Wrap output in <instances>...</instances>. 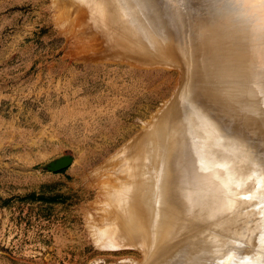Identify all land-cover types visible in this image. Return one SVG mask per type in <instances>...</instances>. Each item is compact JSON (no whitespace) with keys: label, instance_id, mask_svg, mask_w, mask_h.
Here are the masks:
<instances>
[{"label":"rangeland","instance_id":"374dc122","mask_svg":"<svg viewBox=\"0 0 264 264\" xmlns=\"http://www.w3.org/2000/svg\"><path fill=\"white\" fill-rule=\"evenodd\" d=\"M76 2L0 0V264H141L146 259L139 248L110 246L96 234L101 221L111 218L101 208L105 183L118 178L112 157L147 124L149 129L163 115L169 117L174 102L197 80L178 44L177 53L170 50L173 56L152 60L111 49L102 27L95 26L96 15ZM163 2L156 0L160 25L165 24ZM169 25L167 40L175 28ZM163 44L161 52L167 48ZM215 104L213 112L229 117L228 108L220 111ZM257 117L258 128L264 126V116ZM181 119L168 118L175 126ZM63 155L73 157L68 168L46 169ZM233 216H226L227 235L236 226ZM225 235L222 249L215 241L202 243L199 234L177 247L187 246L199 264L205 254L207 264H217L213 256H221L233 241ZM181 252L177 249L175 257L183 260L187 253Z\"/></svg>","mask_w":264,"mask_h":264},{"label":"bare ground","instance_id":"6f19581e","mask_svg":"<svg viewBox=\"0 0 264 264\" xmlns=\"http://www.w3.org/2000/svg\"><path fill=\"white\" fill-rule=\"evenodd\" d=\"M74 1L96 15L95 26L102 27L111 49L154 59L177 53L178 44L197 80L174 102L169 117L163 115L149 129L147 124L112 157L118 178L105 183L101 211L111 218L102 217L98 239L139 248L146 255L141 264H199L187 246L177 244L199 234L202 243L215 241L216 248H225L231 212L236 224L231 248L213 259L217 264H264V126L256 124L257 116H264V0H164V25L155 12L156 0ZM169 21L174 38L167 40ZM159 37L166 51L159 50ZM214 79L244 83L220 86ZM215 101L220 111L230 110L229 117L212 111ZM181 116L185 153L180 133L171 131L177 125L168 120L177 123ZM177 249L187 257H175ZM208 258L205 254L204 264Z\"/></svg>","mask_w":264,"mask_h":264},{"label":"water","instance_id":"95a60500","mask_svg":"<svg viewBox=\"0 0 264 264\" xmlns=\"http://www.w3.org/2000/svg\"><path fill=\"white\" fill-rule=\"evenodd\" d=\"M170 24L172 25V22ZM175 128L176 129L174 131H178L183 139L184 145L181 150H183V152L185 153L187 151L186 149L187 139L185 140L187 134L185 133L184 125L182 123H179ZM72 161H73V157L71 155H63L53 161H50L46 165V169L51 172H59L61 170L68 168L72 163ZM185 165H187V163Z\"/></svg>","mask_w":264,"mask_h":264},{"label":"trees","instance_id":"16d2710c","mask_svg":"<svg viewBox=\"0 0 264 264\" xmlns=\"http://www.w3.org/2000/svg\"><path fill=\"white\" fill-rule=\"evenodd\" d=\"M64 170H61V171H59V172H63Z\"/></svg>","mask_w":264,"mask_h":264}]
</instances>
